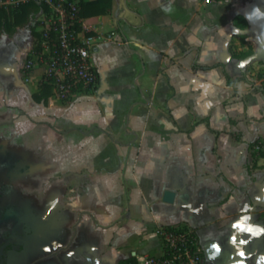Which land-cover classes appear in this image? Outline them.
Here are the masks:
<instances>
[{"label": "crops", "instance_id": "1", "mask_svg": "<svg viewBox=\"0 0 264 264\" xmlns=\"http://www.w3.org/2000/svg\"><path fill=\"white\" fill-rule=\"evenodd\" d=\"M27 1L16 0V4L8 5L7 0H0V7L15 10ZM36 1L40 8L33 19L18 25L11 34L0 35L10 39L0 45V132L14 134L13 138L6 136L5 140L9 138L4 144L8 145L10 139L21 140V132L33 134L44 128L49 122L45 120L47 114L54 112L52 89L46 102L34 98V94L41 93L44 69H23V62L40 43V25L51 9L44 0ZM114 6L112 0L110 13ZM110 13L83 17L84 24L93 27L86 35L97 37L96 51L97 42L111 38L110 33L114 35L112 30H106L111 23ZM244 40V46L251 45L253 52L264 41V0H221L211 5L200 0H124V47L142 61L134 62L138 71L144 69L138 78H155L151 70L155 61L170 60L171 73L162 71L164 74L156 75V82L165 78L173 88L167 99L173 126L166 127L159 118L157 130L155 125H128L123 134L117 118L113 125L107 123L108 129L99 130L102 138L124 149L135 145L142 149L150 131L154 132L155 144L168 131L173 132L178 143L183 142L188 155L184 163L176 159L179 166L166 167L167 158L152 160L158 168L170 171V177L176 175V185L166 186L160 197L166 191L175 192L170 203L181 204L184 225L197 229L204 264H222L226 253L242 257L243 264H264L263 159L256 155L257 165L249 169L251 151L254 152L250 144L257 140L264 143V87L250 78L242 79L245 68L240 56L247 51L242 45ZM177 85L185 87L179 91ZM182 107L184 114L179 112ZM164 111L160 106L159 114L164 115ZM75 129L49 133L57 138L75 137ZM91 134L85 131L82 135ZM32 144L33 139L25 138V147L32 148ZM138 160V156L127 158L132 166L128 170L139 188L126 193V216L101 212L105 225L97 220L92 223L90 218L78 220L88 196H82L74 186L61 198L65 205L50 214L39 206L33 194H26L32 193L26 183L23 187L15 185L17 181H31L38 174H29L26 167L24 172L14 173L10 163L0 161V264H119L135 254H162L160 229L183 223H170L169 217L162 218L152 210L148 223L140 221V207L150 206V192L142 181L148 173L136 171ZM242 221L245 228L262 231L259 235L241 231L235 225ZM203 227L212 235L208 233L201 241L198 230Z\"/></svg>", "mask_w": 264, "mask_h": 264}, {"label": "rangeland", "instance_id": "2", "mask_svg": "<svg viewBox=\"0 0 264 264\" xmlns=\"http://www.w3.org/2000/svg\"><path fill=\"white\" fill-rule=\"evenodd\" d=\"M114 1L115 6L108 16L111 23L106 28V30H112L114 35L110 33L111 38L108 37L105 41L97 42L99 49L92 51V62L98 66L101 76L99 93L79 91L69 101H62L54 94L55 97L52 98L54 112L52 115L47 114L45 120L49 122L44 125V128L34 130L33 134L21 132L22 139H10L12 140L10 145L4 143L9 137L13 138L14 134L0 132V143H2L0 145V161L3 164L10 163L14 173H21L26 167L29 174H38L31 181L21 180L17 181L15 185L23 187L26 183L32 189V193L26 194L28 196L33 194L34 200L39 206L48 209L50 214L55 213L57 207L65 205L61 198L74 186V188H78L77 191L81 192L82 196H88L87 203L81 206L82 211L77 216L78 220L90 218L92 223L96 224L95 220H97L100 225H105L106 222L101 218V212L108 216L116 214L126 216L127 214L129 205L125 201L126 193L131 194L132 191L139 188L136 184L137 181L130 175L131 172L128 168H132V166L128 163L127 158L138 156L139 163L136 164V171L148 173L147 179L142 181L150 192V206L140 207L139 216L142 217L140 221L148 223L149 219L151 220L149 212L152 210L162 218L169 217L170 223L181 221L184 225L186 218L183 206L176 202L165 201L164 196L160 197L166 186L171 188L176 185L175 178L177 177L176 175L170 177V171L158 168L155 165L156 162L154 163L152 160L153 157L160 160L167 158L169 162L166 163V167L170 166L172 169L179 166L175 164L176 159L179 163H184L182 160L188 155L183 142L178 143L172 137L173 132L168 131L162 133V138L155 144L152 138L154 132L150 131L142 149L137 148V145L124 149V147H116L113 143L102 138L99 132L101 129H108L107 123L113 125L117 118L122 123L123 134L124 126L128 125L137 128L147 125L151 128V125H155L154 129L157 130L159 118L166 127L173 126L167 102V99H170L173 94V88L165 78L156 82L157 74H164L162 71L171 73L170 60L166 58L164 61H155L151 67L155 78H138L143 73V64L140 63L143 70L138 71V65L134 62L136 59L141 60L137 54L130 53V50L124 47V0ZM9 40L6 36L0 37V45L8 43ZM32 43L33 39L30 40V45ZM245 44L244 40L242 45L247 51H242L241 55L253 50L251 45L244 46ZM21 59L24 61L25 56L23 55ZM244 68L242 79L250 78L258 86L264 87V84L260 83L263 77L264 59L250 62L244 65ZM177 87L180 91L185 86L177 85ZM149 101L152 102L151 105H149ZM160 101L161 104H159ZM160 106L166 110L164 115L159 114ZM195 109L201 112L199 108ZM180 111L183 114L186 112L183 107L179 109ZM115 113L120 115L111 116ZM72 127L76 128L73 131L75 137L57 138L58 135L53 136L49 133L51 131L57 134L55 129L67 131ZM85 131H90L92 134L90 136L82 135ZM6 136L9 137L5 140ZM25 138L33 139L32 148L24 146ZM122 141L124 144V139ZM73 142L78 145L72 144ZM251 150H254L251 152L257 153L264 163V156L259 154V151L264 150V143L261 147ZM250 158L249 166L254 169L256 157L251 156ZM260 159L257 158V160ZM182 167H184L183 164ZM75 184L77 185L75 186ZM158 194L159 196H157ZM148 227L150 226H146V229ZM193 229L197 232V229ZM208 233L211 234L205 227L198 230L201 241Z\"/></svg>", "mask_w": 264, "mask_h": 264}, {"label": "built area", "instance_id": "3", "mask_svg": "<svg viewBox=\"0 0 264 264\" xmlns=\"http://www.w3.org/2000/svg\"><path fill=\"white\" fill-rule=\"evenodd\" d=\"M51 9L40 25L41 40L34 54L23 66L25 72L41 66L42 84L51 86L53 94L69 101L79 91L96 93L100 74L92 62L96 36L86 35L93 27L86 26L78 0H44ZM211 5L221 0H200ZM8 5L16 0H7ZM9 6H7V9ZM260 83L264 84V71ZM163 253L137 255L138 264H204L197 232L187 225L164 227L160 231Z\"/></svg>", "mask_w": 264, "mask_h": 264}, {"label": "trees", "instance_id": "4", "mask_svg": "<svg viewBox=\"0 0 264 264\" xmlns=\"http://www.w3.org/2000/svg\"><path fill=\"white\" fill-rule=\"evenodd\" d=\"M80 6V13L82 17L89 18L99 15H105L110 13L112 7V0H78ZM40 4L36 0H29L20 5L18 9H5L0 7V35L3 33L11 34L14 32L18 25L28 22L31 18L35 17L36 12L39 10ZM35 28V26H33ZM253 53L250 50L248 53L241 55L243 59L246 56ZM51 86L48 84H42L41 93L34 94V98L37 101H47L51 96ZM258 144L259 147L263 145L260 140L250 144V148L253 149L254 146ZM259 154L264 156V150L259 151ZM257 153H252V156H256ZM257 163H254L256 166ZM251 170V168H249ZM119 264H138L135 256H130L128 258L120 260Z\"/></svg>", "mask_w": 264, "mask_h": 264}, {"label": "water", "instance_id": "5", "mask_svg": "<svg viewBox=\"0 0 264 264\" xmlns=\"http://www.w3.org/2000/svg\"><path fill=\"white\" fill-rule=\"evenodd\" d=\"M264 59V41L260 42V46L258 50L254 51L252 54L246 56L243 60L242 63L244 65L249 64L250 62H253L255 60H260ZM175 192L174 191H166L164 195V200L167 202H173L175 198ZM255 209V207H252ZM252 216V214H251ZM224 262L222 264H243V258L240 256H235L232 253H226L225 255Z\"/></svg>", "mask_w": 264, "mask_h": 264}, {"label": "snow or ice", "instance_id": "6", "mask_svg": "<svg viewBox=\"0 0 264 264\" xmlns=\"http://www.w3.org/2000/svg\"><path fill=\"white\" fill-rule=\"evenodd\" d=\"M244 219L246 220L247 218L245 217ZM235 227L239 228L241 231L252 232L253 230L251 227L245 228L243 225V221L240 224L235 225ZM233 242L235 243V237L233 238ZM240 243H245V241L241 240ZM240 255L243 256L244 253L241 252Z\"/></svg>", "mask_w": 264, "mask_h": 264}, {"label": "clouds", "instance_id": "7", "mask_svg": "<svg viewBox=\"0 0 264 264\" xmlns=\"http://www.w3.org/2000/svg\"><path fill=\"white\" fill-rule=\"evenodd\" d=\"M261 231H262L261 229H253V230H252V233H253V235H259V233H260ZM262 259H264V258H262Z\"/></svg>", "mask_w": 264, "mask_h": 264}]
</instances>
